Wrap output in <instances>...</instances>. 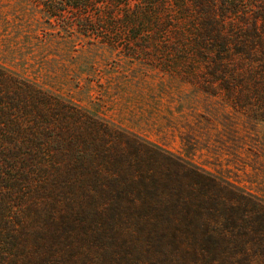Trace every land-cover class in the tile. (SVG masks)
<instances>
[{
  "label": "trees",
  "instance_id": "16d2710c",
  "mask_svg": "<svg viewBox=\"0 0 264 264\" xmlns=\"http://www.w3.org/2000/svg\"><path fill=\"white\" fill-rule=\"evenodd\" d=\"M38 2L117 48L95 25L109 7L132 45H174L264 118V0ZM0 264H264V199L0 63Z\"/></svg>",
  "mask_w": 264,
  "mask_h": 264
},
{
  "label": "rangeland",
  "instance_id": "374dc122",
  "mask_svg": "<svg viewBox=\"0 0 264 264\" xmlns=\"http://www.w3.org/2000/svg\"><path fill=\"white\" fill-rule=\"evenodd\" d=\"M40 10L38 0H0V63L264 199V118L256 108L235 105L203 73L186 75L191 64L168 51L174 45H132L124 24L111 25L109 7L95 10L103 14L95 25L117 48L46 25Z\"/></svg>",
  "mask_w": 264,
  "mask_h": 264
}]
</instances>
